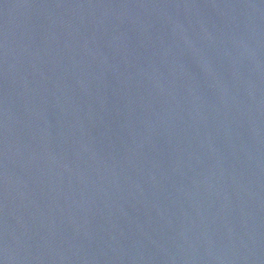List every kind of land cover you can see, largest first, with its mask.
<instances>
[{
    "label": "water",
    "instance_id": "water-1",
    "mask_svg": "<svg viewBox=\"0 0 264 264\" xmlns=\"http://www.w3.org/2000/svg\"><path fill=\"white\" fill-rule=\"evenodd\" d=\"M0 264H264V0H0Z\"/></svg>",
    "mask_w": 264,
    "mask_h": 264
}]
</instances>
